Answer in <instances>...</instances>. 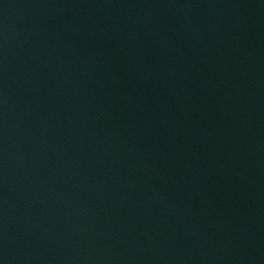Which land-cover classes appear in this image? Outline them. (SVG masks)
Masks as SVG:
<instances>
[{"label": "water", "instance_id": "95a60500", "mask_svg": "<svg viewBox=\"0 0 264 264\" xmlns=\"http://www.w3.org/2000/svg\"><path fill=\"white\" fill-rule=\"evenodd\" d=\"M0 264H264V0H0Z\"/></svg>", "mask_w": 264, "mask_h": 264}]
</instances>
